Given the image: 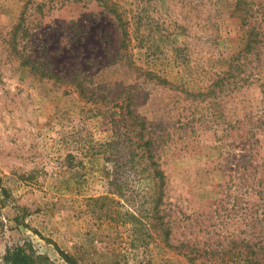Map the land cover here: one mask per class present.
<instances>
[{"label": "rangeland", "instance_id": "1", "mask_svg": "<svg viewBox=\"0 0 264 264\" xmlns=\"http://www.w3.org/2000/svg\"><path fill=\"white\" fill-rule=\"evenodd\" d=\"M236 2L0 0V260L244 264L264 207L240 120L262 93L216 83L246 39Z\"/></svg>", "mask_w": 264, "mask_h": 264}, {"label": "trees", "instance_id": "2", "mask_svg": "<svg viewBox=\"0 0 264 264\" xmlns=\"http://www.w3.org/2000/svg\"><path fill=\"white\" fill-rule=\"evenodd\" d=\"M246 4L245 0L236 2V9L242 13L240 16L242 23L248 25L245 30L244 46L228 58L226 70L218 77L216 83L220 85L228 83L230 86L232 85V88H236L256 82L260 87L262 93L260 106L254 111L246 113L240 120L242 122L240 127L244 129V133L240 135L239 147H241L242 153L238 168H241L239 179L241 186L245 188L247 194L253 191L258 195L261 200L258 205L264 207V61L261 60V54H263L261 44L264 41V33L256 28L255 23L251 24L249 21L252 14L249 12L250 9L245 6ZM262 19L264 20V17ZM118 21V24L122 26L121 46L125 47L127 31L119 17ZM248 55L256 59L257 62L254 66H250L247 61L244 62L243 59H247ZM240 127L236 126V129ZM261 211V216L258 219L261 224V234L257 243H253L250 238L244 240V246L248 250L243 259L244 264H264V209L262 208ZM170 233L169 228L165 229L166 240L170 238ZM185 246L189 247L188 241H181L175 247ZM255 246L257 251L253 249ZM193 248L191 246L190 250ZM55 249L66 262L72 263L67 254L56 245ZM42 258L44 257L30 247L27 249L21 245H12L5 248L0 264H39Z\"/></svg>", "mask_w": 264, "mask_h": 264}]
</instances>
